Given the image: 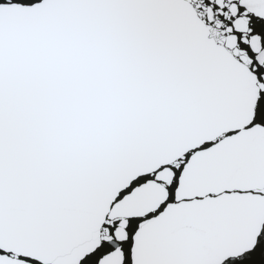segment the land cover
Instances as JSON below:
<instances>
[{
    "label": "snow or ice",
    "instance_id": "1",
    "mask_svg": "<svg viewBox=\"0 0 264 264\" xmlns=\"http://www.w3.org/2000/svg\"><path fill=\"white\" fill-rule=\"evenodd\" d=\"M0 264H264V0H0Z\"/></svg>",
    "mask_w": 264,
    "mask_h": 264
}]
</instances>
